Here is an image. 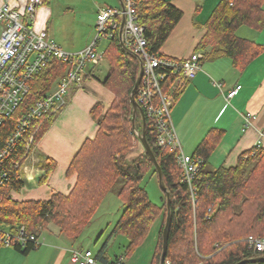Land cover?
I'll return each instance as SVG.
<instances>
[{"label": "trees", "instance_id": "1", "mask_svg": "<svg viewBox=\"0 0 264 264\" xmlns=\"http://www.w3.org/2000/svg\"><path fill=\"white\" fill-rule=\"evenodd\" d=\"M43 2L46 3V0ZM263 8L264 0H222L210 15L205 34L195 49L202 54V62L226 57L240 71L259 56L264 48L237 36V31L243 26L261 31L264 28ZM134 9L137 22L144 28L147 51L154 56H164L160 53L161 49L181 20V11L167 0H136ZM103 57L107 71L102 84L112 93L113 100L104 112L100 105H95L92 110L96 135L84 141L67 169L68 176H76L74 186L67 194L53 193L47 200L13 199L11 194L23 188L21 174L12 167L13 162L21 160L26 154L24 144H18L1 164L7 180L0 185V228L12 233L24 226L28 233L38 237L48 224H53L60 229L62 237L76 242L91 223L101 201L122 179L117 196L123 211L112 231V235H122L127 240L122 264L144 243L152 225L162 216L150 262L161 264L162 230L167 216L166 196L162 192V204L157 206L141 187V181L148 173L158 179L156 169L136 134L144 133L163 172V184L169 193L171 225L163 264H236L264 257V252L256 251L247 241L250 236L264 239V148L254 147L242 153L234 167L212 169L207 164V157L214 142L203 140L192 156L202 163L190 189L177 161L179 150L171 146L158 147L154 123L146 116L135 93L137 107L144 115V126L139 111L132 123L130 94L139 74L138 58L122 49L118 33L104 49ZM65 70L64 64L52 60L34 76L28 96L12 118L0 126V149L20 117L36 100L44 98L54 89ZM159 73L165 75L160 85L162 92L169 93L176 76L166 70L159 69ZM54 116L37 120L35 126H40L34 137V146ZM138 145L142 152L128 160L129 153ZM54 168L55 163L46 159V176ZM106 245L107 242L93 255L94 260L100 264H115L119 258L110 262ZM1 247L5 246L0 239ZM37 247L27 244L12 248L26 256Z\"/></svg>", "mask_w": 264, "mask_h": 264}, {"label": "crops", "instance_id": "2", "mask_svg": "<svg viewBox=\"0 0 264 264\" xmlns=\"http://www.w3.org/2000/svg\"><path fill=\"white\" fill-rule=\"evenodd\" d=\"M26 1L4 0L0 4L7 3L23 12ZM116 1L117 5L110 8L121 7L122 1ZM167 1L181 11L182 18L175 25L160 53L170 58L186 59L196 52L195 49L205 34V25L222 0ZM44 5L47 2L40 8H44ZM39 9V12L42 11ZM38 11L36 16L39 15ZM42 30L48 32L47 22L46 26L44 24L39 27L38 31ZM237 36L264 48V28L255 31L243 26L237 31ZM49 37L61 47L50 34ZM87 41L88 38L86 43ZM200 65L201 70L194 79L179 84L171 108V119L180 149L185 156L192 157L203 140H210L214 144L207 157L209 167H234L242 153L259 143L264 148V140H260V132L264 129V51L240 71L226 57L208 60ZM96 75L94 70L88 71L83 76L80 87H73L68 92L66 105L55 114L50 126L31 150V155L24 161L25 168L20 177L23 188L11 194L13 199L47 200L53 193L67 194L74 186L76 176H68L67 169L84 141L96 135L97 126L92 110L95 105H100L104 112L113 100L112 93ZM237 86L241 87L237 94L226 100L227 93ZM246 114L255 116L249 128L243 126V116ZM46 159L55 163V168L47 176L44 169ZM161 225L162 216H159L144 243L124 264H150ZM44 233L56 238L54 246L41 249L37 247L32 251L36 261L30 264H71L70 251L84 250L82 247L74 248L59 243L58 240L62 237L60 229L53 224H48L40 232V241ZM30 253L24 257L27 259ZM21 257L23 255L11 247L0 248V264H23V261H19Z\"/></svg>", "mask_w": 264, "mask_h": 264}, {"label": "built area", "instance_id": "3", "mask_svg": "<svg viewBox=\"0 0 264 264\" xmlns=\"http://www.w3.org/2000/svg\"><path fill=\"white\" fill-rule=\"evenodd\" d=\"M121 7H105L96 15L95 36L90 44L75 53H67L55 44L46 30L36 32L34 25L38 9L43 0H27L23 12L7 3L0 4V126L18 110L30 92V83L35 75L41 73L52 60H58L66 66L65 72L57 79L54 89L44 98L36 100L15 124L3 147L0 149V185L7 180L6 172L1 168L2 161L10 157L16 146L23 143L26 154L12 163L19 173L24 170V161L34 148V137L40 125L37 120L46 119L58 113L66 105V97L73 87H80L83 76L105 62L102 42L109 43L122 28L121 38L125 47L134 54L142 65V77L135 94L142 105L146 116L152 120L157 132L158 147L171 146L179 150L178 164L182 169L184 181L191 189L192 181L198 171L201 160L185 156L171 119V108L179 84L194 79L201 70L202 54L192 53L186 59H175L166 56L158 57L147 51L144 28L137 22L135 14L136 0H121ZM159 69L169 71L176 76L169 93L162 92L160 87L165 75ZM220 88V85L217 84ZM241 87L230 90L226 100L233 98ZM255 116H243V126H252ZM139 135L138 133H136ZM264 140V129L260 132ZM256 147H261L260 143ZM0 239L5 247L34 244L40 245L34 234L20 226L15 232L0 228ZM250 246L260 253L264 252V239L252 236L247 238ZM71 264H97L92 252L83 249L70 251ZM122 257L115 264H122ZM168 264V263H167Z\"/></svg>", "mask_w": 264, "mask_h": 264}, {"label": "rangeland", "instance_id": "4", "mask_svg": "<svg viewBox=\"0 0 264 264\" xmlns=\"http://www.w3.org/2000/svg\"><path fill=\"white\" fill-rule=\"evenodd\" d=\"M3 1L0 0V3ZM46 2L47 5L39 9H42V11H38L39 15L36 16L34 30L38 32L39 27H43L44 24L46 26L47 22V30L50 36L60 43L63 50L67 53H75V50L80 51L92 42L95 36L94 28L99 9L117 5L116 0H46ZM87 38L88 41L86 43ZM107 45L108 43L102 42L99 47L100 51H104ZM106 71L107 65L105 62L94 69V72L97 73L96 76L100 80L104 79ZM141 152L142 148L138 145L137 148L129 153L127 159L132 160ZM122 183L123 180L119 179L113 189L104 197L91 223L76 242H71L64 237H61L58 242L74 248L90 249L93 255L107 242L108 260L112 262L115 258L122 257L124 259L127 240L122 235H112L114 226L123 211L122 202L117 196ZM141 187L145 189L148 198L153 204L157 206L162 204L163 193L155 175L146 174L141 181ZM47 237L48 240H46ZM40 239L38 249L45 246H54L53 241L56 238L44 233ZM34 256L35 254L33 255L32 252L27 259L23 256L19 261H23V264H30L36 261ZM124 263H127L126 259Z\"/></svg>", "mask_w": 264, "mask_h": 264}, {"label": "water", "instance_id": "5", "mask_svg": "<svg viewBox=\"0 0 264 264\" xmlns=\"http://www.w3.org/2000/svg\"><path fill=\"white\" fill-rule=\"evenodd\" d=\"M121 8H122V5H121ZM121 34H122V28L120 29V32H119L120 46L122 47V49L129 52V50L125 47V45L122 41ZM141 77H142V65L139 62V74H138L136 82L134 84V88L131 91L130 101H131V104L133 107L132 123L134 124L137 111H139L141 118H142V121H143V126H144L143 112L141 111V109L139 107H137L138 105L134 99V95H135L134 93H136V91L138 89ZM137 136L139 137L140 143H141L144 151L149 156V159L152 161V163L156 169L160 189L166 196L165 199H166L167 216H166L165 226L163 227V230H162V251H161V255H160V263L163 264L164 260H165V256H166V251H167V246H168V235H169V229H170V225H171L170 200L168 199L169 193L163 184V179H162V173L163 172H161V169H160V167H159V165H158V163H157V161H156V159H155V157H154V155L150 149V146L147 144V142L145 140L144 133H142L141 135H137ZM255 262H264V257H260V258L258 257L255 259L244 260V261H241V262L236 263V264H247V263H255Z\"/></svg>", "mask_w": 264, "mask_h": 264}]
</instances>
